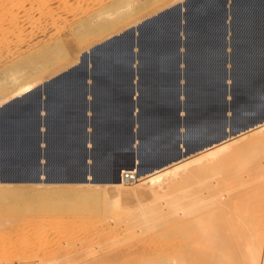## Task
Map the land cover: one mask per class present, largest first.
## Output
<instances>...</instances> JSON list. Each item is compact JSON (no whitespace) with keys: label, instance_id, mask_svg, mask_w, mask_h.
Wrapping results in <instances>:
<instances>
[{"label":"bare ground","instance_id":"1","mask_svg":"<svg viewBox=\"0 0 264 264\" xmlns=\"http://www.w3.org/2000/svg\"><path fill=\"white\" fill-rule=\"evenodd\" d=\"M230 1L226 9L233 15L232 21L227 24L230 30L228 32H232V36L241 43L237 48L238 54L236 52L235 57L231 52L234 66L231 73L236 77L237 96H242L244 100L241 103L244 107L249 108L264 98V0ZM213 2L211 0H187L184 2V13L177 11L175 6L169 5L171 7L169 9L173 10L172 7L175 9L172 11L173 15L176 17L175 14L179 13L181 15L178 16H181L180 18L184 20L182 30L186 33L184 44L188 47L187 50L195 58H199V63L188 66L189 69L203 78H209L208 85L203 88L193 86V82L190 83L191 95H189V98L184 96L186 98L184 105L188 107L190 113L186 118L184 116V122L189 124L190 128H207L214 121L220 120L224 105L223 88L220 85V79L223 75L222 70H220V63L222 64L226 55L224 56L222 36L220 37L219 34L226 29L223 22L225 6L223 0H213ZM168 13H170V10ZM175 17L162 13L159 19L154 18L142 22L139 30H137L138 36L135 37L136 39L127 31L130 26L121 29L113 34L121 32L123 33L121 38L114 37V39L109 40L107 38L110 36L107 37L101 42L99 51L94 50L95 52L92 53H96L92 57L96 64L92 65L90 71L94 76L105 72L109 77L108 82L94 81L91 92L96 100L103 104L99 116L93 120L96 129L94 132L95 137L101 136L99 142L107 145L114 144L112 140H116V145L119 146L120 152H117L115 157V179H113V182L104 184H95L96 182L71 184L37 182L27 184L0 181L1 187L3 184L14 185L20 189L40 187L52 190L57 195L58 193L61 194L56 197H59V202L63 200L66 203L59 204L56 201L58 204L52 206L50 218L47 215L49 221L56 222L51 231L53 235L54 233H63V227L68 222L72 225L80 224L89 227L88 230L90 229L85 235L82 234L81 238H77L78 240L73 238L74 241L71 242L72 240L69 239V245H67L68 243L65 244L67 246L63 249L60 247L61 250L56 246L52 248L51 245L53 244L45 240L44 237L49 234L48 230L39 229L37 235L40 237L38 240H40L33 246H36L42 255V259H39L40 264H264V213L263 215L252 213L253 209L251 212L249 206L254 205H250L248 202L250 200L248 196L250 189H256L262 185L264 187V182H260L264 178L260 180V175H263L264 169H262V166H264V163L261 162L263 163L261 166L258 161V164L256 161L255 163L250 161L254 158L257 159V156L264 157V123L258 124L259 126L254 129H252L253 127L249 128L251 130L244 131L238 136L224 139L225 141L214 144L210 148L207 147L201 152L198 151L199 153L183 157L168 166L148 172L145 170L146 165L162 150L164 140L163 138L159 140L160 133L171 132L172 127L170 125L173 123V111L177 106L174 100L175 97L173 98L172 95L167 96L170 103H167L169 104L167 108H164V106L153 108L151 104L153 99L164 94L158 90L163 77L154 79L150 74L151 84L146 83L143 85L144 89L149 88L150 90L144 92L138 101V105L142 108L141 115L137 118L140 125L138 131L140 139H142L140 145L143 146L144 153L134 155L132 152L121 151L127 144L125 140L119 141L118 139L126 136V133H122V130L127 129V109L130 103L115 97V99H110L114 89L115 91L117 89V83L115 85L112 78H118L122 69L120 66H112L123 65V63H118V60L124 59L123 62H125L129 59L130 48L136 44L139 52L138 59H141L142 56L147 57V61L146 58L141 59L144 65L167 62V64L170 63L168 64L169 67L173 69L174 54H176L178 46L175 34L179 29V20ZM254 34L257 35L258 39L254 37ZM3 38V0H0V58L6 55L3 54ZM208 48L212 50L209 51ZM9 51L11 55L14 52ZM105 54L107 57H104ZM19 55L21 54L19 53ZM229 57L231 59V55ZM50 58L52 59L51 56ZM79 59L80 57L76 59L78 63ZM81 62L72 71L68 69L71 72L68 71L59 77L54 74L57 78L44 84L42 91L45 93L44 100L40 98L42 89L40 91L39 89L34 91L32 89L43 82L46 76L32 80L27 85L21 86L23 88L13 89L14 91L9 95L0 99V106L8 102L6 106L3 105L4 107L0 112V156L2 165L4 163L3 156L9 161L15 162V157H20L23 150L32 147V132L38 121L36 118H39L35 115V108L40 104V99L45 107L49 108L55 115L46 120V124L50 126L48 128L50 129L48 138L54 142V149L58 150L64 147V144L68 145L66 141L60 143V140L80 139V133L77 130H81L84 118L77 113L80 114L83 106L76 100L83 90L80 81L84 74L86 60ZM213 64H215V67L212 66ZM15 70L7 71L14 75V73L19 72V70ZM28 70L30 71V69ZM20 72H23V70L21 69ZM57 72L59 73V71ZM189 75L191 78L192 73L189 72ZM171 76H165L164 78ZM169 81L172 82L171 79ZM124 87H126V84ZM69 88L72 89L71 92L67 90ZM30 90L32 91L28 95L14 99ZM256 90L263 91L262 95L256 94ZM66 91H68L69 96L65 94ZM197 96H201L203 99L200 107L195 105L194 98ZM210 105L216 106L215 111L210 110ZM11 107L16 108L14 113L12 110L9 111ZM113 115L120 118L119 121L115 122L116 125L110 124V118ZM195 116L198 118H195ZM134 117L137 116L134 115ZM78 141L80 146L81 141ZM101 149L99 148V150ZM79 150L80 147H78V153ZM104 152L106 151H98L95 155L99 153L102 155ZM239 160H242L241 163ZM10 167L12 166L10 165ZM250 196H252V193H250ZM80 200L85 202L76 203ZM91 200L93 202H87ZM248 208L250 211H247ZM59 213L65 216L64 219H62V215H58ZM120 219H122V225L119 223ZM32 230L33 224L30 221L24 223L21 231L23 238L30 239L33 234ZM75 232L71 233L74 234ZM119 240L121 241L119 242ZM130 240L133 242L130 243ZM126 241L128 243L124 244L123 242ZM41 252L45 253L42 254Z\"/></svg>","mask_w":264,"mask_h":264},{"label":"crops","instance_id":"2","mask_svg":"<svg viewBox=\"0 0 264 264\" xmlns=\"http://www.w3.org/2000/svg\"><path fill=\"white\" fill-rule=\"evenodd\" d=\"M186 1L187 0L178 1L175 4V8H177V11H179V12L181 11L180 13H184V11H183L184 10V2H186ZM223 1H224V6H225L223 22L226 25V29L223 31V33H220L219 36L220 37L222 36V42H223L222 50L224 52V56L225 55L226 56L223 59L222 64L220 63V70H222V73H223V75L220 79V85H222V88H223V94L222 95L224 98V105H223V108L221 110V119L218 121H214L207 128H203V127H196V128L191 127L190 128L189 124H186L184 122L185 118L187 116H189V114H190L188 111V107H186L184 105L186 102V98L187 97L189 98V95H191L190 94V85H191L190 83L191 82H190V75H189L188 66H191V65L196 64V63L198 64L199 58L198 57L195 58L193 56V54H191L187 50L188 47L184 44L186 41V33L182 30V26L184 24V20L182 18L181 20L183 22L180 20L179 29L175 34V38L177 40L178 46L176 49L177 51L175 54V59H174L175 62H174L173 70H166V69L163 70L164 73L172 72L173 75L171 77H168V78H163L161 84H159L160 86L158 87V90H160V92H163L167 96L173 95L172 97L173 98L175 97L174 100H175L177 106L175 107V110L173 111V123H172V125H170V127H172L171 132H161L160 133L159 140L160 139L162 140V138L164 140L163 145H162V150L159 151L155 155L156 157H153L154 159L153 158L151 159V161H150V163H148V165H146L147 168L145 167V170L148 172H153L155 170H158V169H161L165 166H168L167 164L169 162L173 161L175 159V157L178 155V147L181 148L182 153H183V157H188L194 153L196 154V153L201 152V150L202 151L205 150L207 147L210 148V146L212 145V143H214L215 140H224V139L227 140V138L229 139V138L238 136V135L242 134L244 131L246 132L248 130H251L249 128L253 127L252 129H254V128H256L259 125L264 123V98L262 100L258 101V103H255L251 107L247 108V107L243 106V103H241L244 100L243 97L237 96L238 88H236V77L231 73L233 71V67H234L232 64V54H233V57H235L236 52L238 54L237 48L239 47V45H241V43L239 41H237L235 39V37L232 36V32H228L230 30H229L227 24H229V22L232 21V15L233 14H231L228 11V9H226V8L229 6L231 1L230 0H223ZM169 8H171V7L164 8V9L156 12L154 15L152 14L153 17L150 16L149 18H146L144 21H149L150 19H154V18L160 16L165 11H168ZM228 13L230 14V16ZM139 23L136 25L130 26L127 29V31L130 33V35H132V37H134V39H136L138 36L137 30H139L142 22H139ZM181 30H182V32H181ZM113 34H110V35H113ZM182 35H184V36H182ZM223 35H225V36H223ZM122 36H123V33L120 32L118 34L110 36L111 38L109 37L107 39L112 40V39H114V37L115 38H118V37L121 38ZM254 37L256 39H258L256 34H254ZM100 40L92 43L94 46H92L91 48L88 49L86 47V48L82 49L80 56H79L80 57L79 62H80V60L81 61H84V59L86 60V62H85L86 66L84 65V74H83L82 79L80 81V85L82 86V89L84 91L82 90V93L80 94V96L76 100L80 104H82V106H83V109L80 111V114L77 113L78 115H80L84 118V124L82 125L81 130H77L80 133V139L70 138L67 140L66 139L60 140V143L66 141V143H68V145L64 144V147L59 148L58 150L54 149V147H53L55 145L54 142H52L48 138V134L50 132V129H48V128H50V126L48 124H46V120L49 118H52L51 116H55V115L50 111L49 108L45 107L43 101L40 99V104H39L40 106L37 105V107L35 108V112H36L35 115H36V117H39V118H36V120H38V121H37L36 126L34 127V131L32 132V136H33L32 147H28L25 150L26 152L23 150L22 151L23 153L20 154L21 158L19 156L15 157V159H16L15 162L9 161V159L4 158V156H3V162L5 163V165L3 163V167H4L3 168V179L5 182L29 184V183H37V182L40 183L39 182V179H40L41 183H47V184H53V183L54 184H64V183L65 184H71V183H78V181L83 179V178H87V180H89V182H91V183L96 182L95 184L111 183V181L112 182L114 181L113 179H115V157H116V153L120 152L118 149L119 146L116 145L117 141L112 140L114 142V144H112V143H110L109 145L102 144L101 142H99L101 140L100 139L101 136L98 135L97 137H95L96 135H94V132L96 131V129H95V124H94L93 120L99 116V113L101 111V107L103 104L100 101L96 100V98L94 97V94L91 92V86L93 85L92 83H94V81H96V80L98 82L104 83V81L108 82V79H109L108 75L105 72L100 73V75L94 76L92 71H90L92 69V65L96 64L94 58H92V50H93V47H96V45L101 44V42H99ZM135 48L137 49L136 44H134L130 48V53L132 55L129 53V55H128L129 59H127L125 62H123L124 59L118 60V63H123V65L119 64V65L112 66V67L120 66V68L122 67V69H121L120 76L118 78H112L113 81L115 82V85L117 83V89H116V91L114 89L110 99L111 98L112 99L119 98V100L121 99L123 101V99H124L128 103H130V105L128 104V109H127V114H128L127 121H128V123L126 126V128H127L126 129V136L118 139L119 141L122 139L125 140V142L127 144V146L121 150L123 152H135L136 149L138 148L139 144H140V140L137 138L136 133L140 128V125L137 122V118H138V116L141 115L142 108L138 105V101L141 98V96L144 94V92H148L150 90L149 88H147V90L144 89L143 85H145L146 83L151 84L150 74L147 71V67H149L150 65H148V66H147V64L144 65L142 60L140 58L138 59L139 52H138V49L136 50ZM208 50L210 51L212 49L208 48ZM135 52H137V53H135ZM231 52H232V54H231ZM230 55H231V59H229ZM127 61H128V63H127ZM137 61H139V62H137ZM72 62L65 65L64 68L63 67L60 68L59 73L57 71H55L49 75H46V77L48 76V78L45 77V79L43 81L44 83L43 82L39 83L36 86L37 88L35 87L32 90L34 91V90L39 89V91H40V89H42L40 91V98H42L44 100L45 99L44 98L45 93L42 92L44 84H47L48 82H52L54 79H56L60 75L65 74L68 71H70L71 69H73L74 67H76L78 63H75V62L72 63ZM140 63H142V64H140ZM164 63H167V62H164ZM168 64H170V63H168ZM212 66L215 67V64H213ZM166 68H167V66H166ZM68 69H70V70H68ZM170 79L172 82L169 81ZM141 80H142V82H141ZM123 82L126 84V87H124L125 84ZM32 90L25 92V93L15 97L14 99H19L22 96L24 97V95L25 96L28 95ZM67 90L69 92H71L72 89L69 88ZM117 90H118V92H117ZM175 90H176V92H175ZM68 91L65 92L66 95H68L67 94ZM74 91L75 90L73 89V92ZM181 91H182V93H181ZM122 92L125 93L126 95L123 94ZM255 92H256V94L259 93L260 95H262L261 93L263 91L256 90ZM88 93H89V95H88ZM41 95H43V96H41ZM7 103L8 102H5L4 103L5 105L4 104L3 105L6 106ZM159 103L162 104V106H164V108H167V105L170 104L169 101L165 98H163ZM167 103H169V104H167ZM88 105H90V106H88ZM215 107H216L215 105H210V110L215 111ZM139 110H140V112H139ZM184 112L186 113L185 115H184ZM134 115L137 117H134ZM176 115H177V117H176ZM184 116H185V118H184ZM90 117H91V119H90ZM53 118H56V117H53ZM111 118H110V124H115V125H116L115 122H117V120L120 119L119 116H117V115L116 116L113 115ZM182 118H183V120H182ZM195 118H198V117L195 116ZM88 119H90V120H88ZM182 121H183V123H182ZM90 126H91V128H89ZM168 136H170V137H168ZM78 140L81 141L80 146L78 145V142H79ZM91 146H93V147H91ZM78 147H80L79 153H78ZM92 148H94V149H92ZM99 148H102V149L99 150ZM96 150H97V152L103 151V150H105L106 152H104L102 155H100V153L98 155H95L97 153ZM158 157H159V159H158ZM23 161H24V163H23ZM17 163H18V165H17ZM19 163H20V165H19ZM22 163H23V165H22ZM62 163H63V165H62ZM6 165H8L7 168H6ZM10 165L12 167H10ZM8 167H10V168H8ZM20 167H21V169H20ZM24 168H25V170H24ZM10 169H11V172H10Z\"/></svg>","mask_w":264,"mask_h":264},{"label":"rangeland","instance_id":"3","mask_svg":"<svg viewBox=\"0 0 264 264\" xmlns=\"http://www.w3.org/2000/svg\"><path fill=\"white\" fill-rule=\"evenodd\" d=\"M178 1L180 0H3V54L5 53L6 55H3L4 58H0V99H3L16 89L23 88L21 86L27 85L34 79H40L45 77L46 74L49 75L55 71H59L60 68L72 61L78 63L76 59L80 56L82 49L86 47L89 49L94 46L92 43L100 39L99 42H102L104 39L111 36L110 34L118 32L126 27L136 25L139 22H143L150 15L170 7L169 5L175 6L174 3ZM211 1L214 3L213 0ZM122 6L123 8H121ZM172 9L175 10L174 7H172ZM169 10L171 14L168 13ZM169 10L164 12L165 15L170 17L172 15V17H175L172 12L173 10ZM175 15V18L180 22L181 16L178 15L181 14L176 13ZM157 18L159 19L160 16L155 19ZM158 33L161 34L159 31ZM100 45L101 44L93 47L92 53L94 50L98 52ZM9 50L15 53L11 51V55ZM19 53L21 55H19ZM95 54L96 53L92 54V57ZM76 56L78 57L76 58ZM104 57H107L106 54ZM144 58H146L147 61V57L142 56L141 59ZM148 65H150V68L147 67ZM148 65L146 66L147 71L154 79L173 75L172 72H163L165 69L173 70L167 63H152ZM21 69L23 72H20ZM28 69H30V71ZM7 70H19V72L13 75ZM188 70L192 73L190 79L192 80L191 83L193 82V86L203 88L208 85L209 78H203L195 74L189 67ZM166 96L167 95L162 94L153 99L151 102L153 108L162 106L159 102L163 98L168 100ZM194 101L195 105L200 107L203 99L201 96H197L194 98ZM11 110L14 113L16 108L11 107L9 111ZM122 133H126V129H123ZM136 136L139 140H142L140 139L139 131H137ZM132 153L134 155L144 153L143 146L139 144L136 151ZM263 158V156H257V159L254 158L250 161H254V163L256 161L257 164L260 162L262 166L264 163ZM241 161L242 160H239L240 163ZM263 167L264 166H262V169H264ZM262 174L263 175H260V180L264 177V170ZM260 182H264V178ZM262 191H264L263 185L248 191L252 193V196H250V193L248 194L250 199L248 202L250 205H254L252 207L249 206L251 212L253 209L252 213L255 212L260 215L264 213V192ZM0 192H2L0 193V264H40L39 259H42V255L37 247L33 246L40 240H38L40 237L37 235L39 229H46L49 231V236L47 235L48 237H44L45 240L53 244L51 245L52 248L56 246L57 248L59 247V250L69 245V239L73 242L90 230H88L89 227L74 223V225H72L68 222L67 225H65L66 227H63L65 231L63 230V233H61L62 235L57 233L53 235L51 231L53 230L52 227L54 224L56 225V222L51 220L50 222L47 217L49 216L50 218L52 206L66 202L60 200V203L59 197L56 196H60L61 194L58 193L57 195L52 190L40 187L20 189L14 185L3 184L2 187L0 186ZM30 198L32 199L30 200ZM81 201L85 202L80 200L79 202L76 201V203H80ZM87 202H93V200ZM249 208L247 211H250ZM261 211L263 212L260 213ZM62 213L65 215L64 212ZM62 213L58 215L63 216ZM64 217L65 216H63L62 219H64ZM121 220L122 219H120L119 223H121ZM29 221L33 224V234L30 239H24L21 232L22 227H24V223ZM120 225H122V223ZM143 228L145 227L143 226ZM73 231L76 232L73 234L71 233ZM139 233L137 234L139 235ZM121 236L122 234L120 237ZM132 240H130V243L133 242ZM120 241L121 240H119V242ZM123 243H128V241Z\"/></svg>","mask_w":264,"mask_h":264},{"label":"water","instance_id":"4","mask_svg":"<svg viewBox=\"0 0 264 264\" xmlns=\"http://www.w3.org/2000/svg\"><path fill=\"white\" fill-rule=\"evenodd\" d=\"M2 108H3V105L0 106V112H1ZM223 141H225V140H215L214 143H212L211 146H213L214 144L215 145L216 144H219V143H221ZM182 158H183L182 150H181L180 147H178V155L175 157V159L173 161L169 162L167 165H170L173 162L179 161ZM0 181L1 182H5L4 179H3V165H2V158H1V156H0ZM39 182H41L40 179H39ZM85 182H89V180H87V178H83V179H81V180L78 181V183H85Z\"/></svg>","mask_w":264,"mask_h":264}]
</instances>
